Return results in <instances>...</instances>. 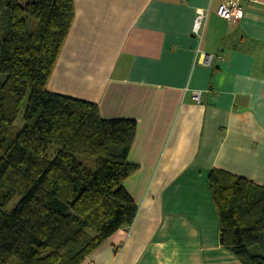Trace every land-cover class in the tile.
Segmentation results:
<instances>
[{
    "label": "crops",
    "instance_id": "crops-1",
    "mask_svg": "<svg viewBox=\"0 0 264 264\" xmlns=\"http://www.w3.org/2000/svg\"><path fill=\"white\" fill-rule=\"evenodd\" d=\"M222 1L75 0L48 89L138 120L125 184L139 211L81 264H244L222 245L209 176L264 186V0H232L237 24Z\"/></svg>",
    "mask_w": 264,
    "mask_h": 264
},
{
    "label": "trees",
    "instance_id": "trees-1",
    "mask_svg": "<svg viewBox=\"0 0 264 264\" xmlns=\"http://www.w3.org/2000/svg\"><path fill=\"white\" fill-rule=\"evenodd\" d=\"M75 15V0H0V264H81L139 211L125 184L138 120L48 89ZM209 181L222 245L264 264V186Z\"/></svg>",
    "mask_w": 264,
    "mask_h": 264
},
{
    "label": "built area",
    "instance_id": "built-area-1",
    "mask_svg": "<svg viewBox=\"0 0 264 264\" xmlns=\"http://www.w3.org/2000/svg\"><path fill=\"white\" fill-rule=\"evenodd\" d=\"M218 8V15L225 20H228L233 23H238L241 19L244 18L245 9L243 6L239 5L238 2H233L232 0H224L221 2ZM208 12L203 11L198 13L196 16L195 23L193 25L194 33L197 37L202 38L205 32V28L208 22ZM196 100H200V93L197 92L195 95Z\"/></svg>",
    "mask_w": 264,
    "mask_h": 264
},
{
    "label": "rangeland",
    "instance_id": "rangeland-1",
    "mask_svg": "<svg viewBox=\"0 0 264 264\" xmlns=\"http://www.w3.org/2000/svg\"><path fill=\"white\" fill-rule=\"evenodd\" d=\"M25 124H26V120L24 119V111H23V112L21 113L20 117L18 118V120L15 122L14 127H13V130H14V131L21 130V128H22ZM18 199H19V197L16 198V199L14 200L13 204H11V205L9 206V209H12V208H13L14 204H15L16 202H18V201H17Z\"/></svg>",
    "mask_w": 264,
    "mask_h": 264
}]
</instances>
